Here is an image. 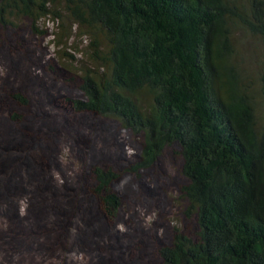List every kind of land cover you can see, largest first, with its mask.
<instances>
[{
    "label": "trees",
    "instance_id": "obj_1",
    "mask_svg": "<svg viewBox=\"0 0 264 264\" xmlns=\"http://www.w3.org/2000/svg\"><path fill=\"white\" fill-rule=\"evenodd\" d=\"M57 7L90 38V64L78 68L84 98L71 107L142 136L135 171L179 148L197 233L176 230L157 249L158 264H264V113L234 41L238 30L261 42L264 111V0H0V25L59 19ZM93 176L110 221L121 208L111 191L117 175L95 168Z\"/></svg>",
    "mask_w": 264,
    "mask_h": 264
},
{
    "label": "rangeland",
    "instance_id": "obj_2",
    "mask_svg": "<svg viewBox=\"0 0 264 264\" xmlns=\"http://www.w3.org/2000/svg\"><path fill=\"white\" fill-rule=\"evenodd\" d=\"M56 9L59 19L0 25V264H158L157 249L176 230L197 233L179 148L135 171L142 136L71 107L84 98L78 68L90 64V38ZM234 41L262 119L261 42L238 30ZM95 168L117 175L111 191L121 208L110 221L93 193Z\"/></svg>",
    "mask_w": 264,
    "mask_h": 264
}]
</instances>
